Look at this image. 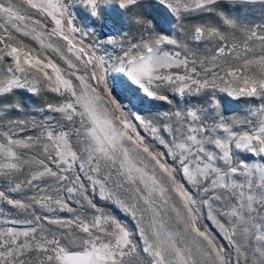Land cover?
<instances>
[{"label":"snow or ice","instance_id":"1","mask_svg":"<svg viewBox=\"0 0 264 264\" xmlns=\"http://www.w3.org/2000/svg\"><path fill=\"white\" fill-rule=\"evenodd\" d=\"M0 187V264H264V0H0Z\"/></svg>","mask_w":264,"mask_h":264},{"label":"rangeland","instance_id":"2","mask_svg":"<svg viewBox=\"0 0 264 264\" xmlns=\"http://www.w3.org/2000/svg\"><path fill=\"white\" fill-rule=\"evenodd\" d=\"M247 15H248L249 19L256 20L257 22H259V19L261 16V12L259 11V5L256 6L255 10H249ZM199 22L200 21H198V20H193V21H190L189 23H199ZM23 99H24L25 103L31 105V109H38L43 104V101L39 100V99H32L29 97H23ZM50 102L54 103L55 100H51ZM160 103H162V102H158V104H160ZM31 109L28 110L29 111L28 116H21L20 118L21 119L35 118L37 120L41 119V117L36 115V113L34 111H32ZM245 109H246L245 105L230 104L229 105V114L235 113L236 115L243 116L245 113ZM159 110L167 111L168 106L165 105V106L161 107ZM153 112H155V109L153 110ZM0 190H5V189L0 187ZM26 195H31V193H12L13 197H23ZM111 211L113 212L114 215L119 216L123 219V217L121 216L120 212L117 209L112 208ZM62 215H68V214H62ZM0 219H15V217H0ZM128 223L131 226V224H132L131 220H128ZM4 226H6V227H22L23 225L6 224Z\"/></svg>","mask_w":264,"mask_h":264}]
</instances>
